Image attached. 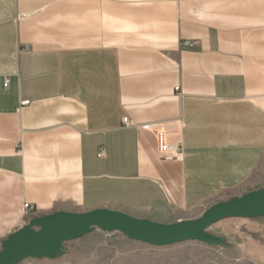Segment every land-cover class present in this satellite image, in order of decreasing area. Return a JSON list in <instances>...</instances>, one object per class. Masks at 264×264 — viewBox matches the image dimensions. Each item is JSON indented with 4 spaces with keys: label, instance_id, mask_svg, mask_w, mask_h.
I'll use <instances>...</instances> for the list:
<instances>
[{
    "label": "crops",
    "instance_id": "1",
    "mask_svg": "<svg viewBox=\"0 0 264 264\" xmlns=\"http://www.w3.org/2000/svg\"><path fill=\"white\" fill-rule=\"evenodd\" d=\"M263 186L264 0H0V241L56 210L173 222Z\"/></svg>",
    "mask_w": 264,
    "mask_h": 264
},
{
    "label": "water",
    "instance_id": "2",
    "mask_svg": "<svg viewBox=\"0 0 264 264\" xmlns=\"http://www.w3.org/2000/svg\"><path fill=\"white\" fill-rule=\"evenodd\" d=\"M264 216V186L209 205L196 218L158 222L109 208L81 212L56 210L29 220L0 241V264H18L27 258L56 259L68 251L67 242L98 229L117 231L152 246L199 241L229 247L226 238L208 228L226 218Z\"/></svg>",
    "mask_w": 264,
    "mask_h": 264
},
{
    "label": "rangeland",
    "instance_id": "3",
    "mask_svg": "<svg viewBox=\"0 0 264 264\" xmlns=\"http://www.w3.org/2000/svg\"><path fill=\"white\" fill-rule=\"evenodd\" d=\"M208 231L225 237L230 246L199 241L152 246L96 229L67 242L68 251L55 260L27 258L18 264H264V216L226 218Z\"/></svg>",
    "mask_w": 264,
    "mask_h": 264
},
{
    "label": "built area",
    "instance_id": "4",
    "mask_svg": "<svg viewBox=\"0 0 264 264\" xmlns=\"http://www.w3.org/2000/svg\"><path fill=\"white\" fill-rule=\"evenodd\" d=\"M188 44L190 45L191 43L188 42ZM5 85H7V80H5ZM175 90H178V87H175ZM28 103H29V101L25 100V101H22L21 104L26 105ZM122 122L126 126L132 125V123L128 120L127 117H123ZM142 127L144 129H147V130H154L156 141H157V143H156L157 144V150H158V154H159L160 158H162L163 160H177V161H180L183 159L182 156L184 155V149H183L182 143H180V141L178 143H170L167 140L165 133L160 129L152 128L150 123H145L142 125ZM99 155L100 156L103 155V151H100ZM28 204L29 203L23 204V208H24L25 212L31 208L30 205H28ZM24 223H26V221L23 220L20 223V226L23 225Z\"/></svg>",
    "mask_w": 264,
    "mask_h": 264
}]
</instances>
